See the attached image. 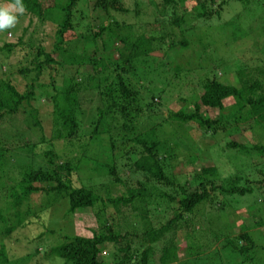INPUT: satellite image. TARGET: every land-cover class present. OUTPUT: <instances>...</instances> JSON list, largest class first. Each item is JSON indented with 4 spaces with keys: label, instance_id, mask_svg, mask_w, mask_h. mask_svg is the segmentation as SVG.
I'll list each match as a JSON object with an SVG mask.
<instances>
[{
    "label": "trees",
    "instance_id": "1",
    "mask_svg": "<svg viewBox=\"0 0 264 264\" xmlns=\"http://www.w3.org/2000/svg\"><path fill=\"white\" fill-rule=\"evenodd\" d=\"M2 1L13 2V0ZM78 1L22 0L26 7L25 15L34 17L35 20L42 21L45 15L53 12L61 14L62 18L54 31L51 50L45 52L41 48L37 49L36 56L42 57V60H34L31 69L25 68L19 71V75L33 74L31 80L36 81L44 71L43 68H49L51 64H62L67 70L72 68V71L60 80V89L54 90L53 95L49 96L52 121L56 127L54 138L67 143L66 148L74 147V143L80 144L77 135L78 94L81 91H95L101 104L100 107L95 108V113L89 119L90 131L87 139L97 141L102 135L107 136L110 151L113 150L115 144L121 150L132 146L124 156L127 159L128 154H136V159L130 163L129 174L130 177L141 175L143 180L137 181L135 187H132L130 179H125L114 164L91 160L92 168L97 171L95 175L104 178V183L99 184V189L105 195L104 202L111 206L112 211L99 225L96 232L90 231V237L79 235L71 238L62 237V244L50 246L51 248L40 259L47 260L48 256H55L62 259L65 264H113L114 261L116 264H148L152 253L156 251L159 256L154 264H255L251 256L254 244L246 233L239 235L236 242L233 238L223 240L219 247L220 250L209 251L207 247L203 249L201 243L192 245L187 242L184 253L182 252L181 255L177 253L178 244L174 237L179 231V226L181 227L182 224L186 226L191 221L193 217L191 214L196 208L200 205L211 204V202L213 204L214 194L226 197L243 196L252 190L251 186L247 182L239 185L241 179L236 176L220 179L216 169L211 166L199 169L196 186L192 192H188L187 187L180 186L171 176L165 174L163 158H160L158 154L161 143L154 136L155 125L151 124L147 132L141 130L142 109L139 106L141 92H147L146 85L150 83L141 73L143 68L148 71L149 62L146 60L154 59L153 49L157 43L162 42V39H156L153 35L148 36L142 32L135 33V36L134 34L122 35L121 32L125 25L123 23L118 25L109 19L110 12L121 15L127 13L128 9L123 5L122 0H92L91 12L100 13L110 22L107 26L96 25V18H93L96 31L91 36L85 34L66 40V35L74 34L73 13ZM251 1L230 0V3L233 2L238 6V11L242 12L247 5L252 3ZM178 2L182 5L184 0H157L154 7L157 14H164L168 8L169 18L166 21L170 27L181 32L179 41L169 39L171 43L169 46L186 48L183 35L188 37L189 30L193 27L180 29L182 24H186L191 19L189 18L191 15L195 21L197 19L208 20L213 16L218 18L223 7L227 6L228 0H219L216 3L214 0H198L190 8L189 13L186 12V8H182L183 11L179 14ZM257 15L245 28L228 22L225 25L229 28L225 33L226 46H229L227 42H236L255 30L264 29V7ZM95 40H98L99 47L94 43ZM88 42L90 47H87ZM19 43L18 38L16 45ZM12 48L14 45L4 44L0 51L10 52ZM55 55L61 62L53 59ZM218 76L222 75L218 73ZM234 78L236 83L219 82L213 77L210 80L205 79L200 84V93L188 101V107L167 112L162 121L176 127L190 125L204 134L208 132L213 134L225 127L224 131L235 129L239 125L264 129V65H261L259 69L249 71L241 68L234 69ZM168 80L166 79L165 83H168ZM32 84L33 82H30L23 93H18L8 80L0 76V125L6 117L14 116L22 104L28 105L32 99L34 100ZM151 100L152 97L149 99L150 104L145 108L153 105ZM225 102L229 104L227 107H223ZM203 110L206 112L216 110L217 117L205 118L201 115ZM156 125L159 126V124ZM1 143L3 142L0 141ZM17 147H21L18 149L24 153L19 152L16 155L24 161L20 163V167L16 168L20 177V182L16 185L17 189H14L15 186L9 195L12 219L6 220L5 214L0 213V226L5 228L0 231L4 236L9 235L16 227H25L24 221L27 219L28 212H21L20 209L23 206L26 207L30 196L35 193H42L45 199L51 196L65 197L67 209L64 217L73 216L76 211L93 209L98 203L103 206V201L95 195L92 189L72 185L71 176L76 172V165L69 162L70 159L61 160L52 151V143H46L40 139L34 144L19 143ZM225 148L245 155L257 156L260 163H264V146L242 145L229 141L225 144ZM0 150L5 151L6 148L0 146ZM1 156L2 154H0V166L2 167ZM252 167H257V164ZM256 173L262 175V171H256ZM255 184L257 183H254L255 188L264 187V181L261 184L258 183L259 187ZM117 185L123 188V192L112 197L113 188ZM155 186L171 189L170 194L158 193L157 196L166 198L168 202H174L177 210L164 223L152 227L147 217L146 205ZM125 211L135 213L141 218L143 225L140 232L133 230L131 223H125L126 228H130L131 231L120 232L119 227H125L122 223L118 226L116 220L117 218L124 220ZM41 212L38 210L34 216L38 218ZM98 214L99 210H96L95 215ZM254 217L256 220L253 221V226L255 228L263 226L260 218L257 215ZM202 233L203 231L194 232L193 235ZM211 237V239L218 240L216 235ZM136 242L141 246V251L138 253L133 247ZM106 246L113 248L109 262L104 261L102 257ZM260 251L264 252V246ZM135 258L138 260L136 261ZM7 262L5 249L0 246V264H7Z\"/></svg>",
    "mask_w": 264,
    "mask_h": 264
},
{
    "label": "rangeland",
    "instance_id": "2",
    "mask_svg": "<svg viewBox=\"0 0 264 264\" xmlns=\"http://www.w3.org/2000/svg\"><path fill=\"white\" fill-rule=\"evenodd\" d=\"M196 1L198 0H184L182 5L178 2V14L183 11L182 8H186V12L189 13ZM214 1L216 3L219 0ZM122 2L128 9L125 15L113 12L109 14V19L112 22L125 25V28H122V35L131 36L134 34L133 36H135V33L142 32L148 36L153 35L156 39H162V42L155 45L158 50L153 49L154 59L146 60L149 62L148 71L143 68L141 73L150 83L146 85L147 92H141L139 106L142 109L141 130L147 132L151 124L155 125L154 136L161 143L158 154L160 158H163L165 174L171 176L180 186L187 187L188 192H192L198 180L196 176L199 169L213 166L220 179L240 177L239 185L247 182L252 189L243 196L226 197L214 194L212 196L213 204L211 202V204L200 205L196 208L191 214L193 216L191 221L186 226L183 224L181 227L179 226V231L174 237L178 244L177 253L179 255L184 253V247L188 245L187 242L192 245L201 243L203 249L207 247L209 251L220 250L219 247L223 240L233 238L236 242L239 235L246 233L254 244L251 255L254 263L264 264V252L260 251L264 246V187L261 189L258 185L259 182L261 184L264 181V163H260L257 156L245 155L239 151L225 148V144L229 141L242 145L264 146V129L239 125L235 129L224 131L225 127L213 134L210 132L204 134L190 125L176 127L162 121L167 112L188 107V101L200 93V84L205 79L210 80L213 77L219 82L234 83V69L241 68L249 71L259 69L261 65H264V29L255 30L252 34L243 36L236 42H227L229 46H226L225 42V33L226 30H229L225 25L230 22V24L235 23L234 26L239 25L241 28H245L252 19L258 16L259 10L263 9L264 0H252V3L247 5L242 12L238 11V6L228 0L227 6L224 5L225 7L221 10L218 18L213 16L208 20L197 19L196 22L192 18L193 15L189 16L191 19L186 24H182L183 26L180 28L193 27L189 30L188 37L183 35L186 48L169 46L171 44L169 39L171 38L175 42L179 41L181 32L170 27L166 21L169 18L168 8L164 14H157L154 7L157 0H122ZM5 4L7 3L0 0V6ZM91 4L92 0H79L76 3L73 13L74 34L66 35V40L85 34L91 36L96 31L93 18H96V25L107 26L110 22L104 19L100 13H92ZM168 7L170 8V6ZM61 18V14L53 12L45 15L42 21H38L34 17L24 14L18 17L19 22L15 27L0 32V48L4 44L14 45L10 52L0 51V76L8 80L18 93H23L30 82H33L34 87V100L32 99L28 105L22 104L14 116L6 117L0 125V141L3 142L0 146L6 148L5 151L0 150V154H2L0 213L5 214L6 220L12 219L9 195L20 182L16 168L20 167V163L24 161L23 158L16 155L23 152L19 151L18 148L21 147H17V145L26 142L34 144L40 139L43 142L52 143V151L61 160L70 159L69 162L76 165V172L71 176L72 185L92 189L95 195H98L103 201V206L98 203L93 209L76 211L73 216L64 217L67 209L65 197L51 196L49 199H45L42 193L32 194L26 207L23 206L20 209L21 212H28L27 219L24 221L25 227H16L7 236H4L0 231V246L5 249L7 254V264H65L62 259L55 256H48L47 260H41V257L51 248L50 246L62 244V237L71 238L76 235L90 237L91 230L94 232L98 230L99 225L107 219L106 216L112 209L109 204L104 202L105 195L99 189V184L104 183V178L95 175L97 171L92 168L93 162L101 161L114 164L125 179H130L132 187H135L137 181L143 180L141 175L130 177L129 174L130 163L136 159V154H128L127 159L124 156L132 146L128 145V148L121 150L115 144L113 150L110 151L107 136L102 135L97 141L87 139L90 131L89 119L95 113V108L100 107L101 104L95 91H81L78 94L77 135L80 144L74 143V147L66 148L67 143L54 138L56 127L52 121V106L49 96L53 95L54 90L60 89V80L70 73L72 68L67 70L62 64H51L49 68H43L44 71L36 81L31 80L33 74L19 75V71L25 68L31 69L34 60H42V57L36 56L37 49L41 48L45 52L51 50L54 31L60 24ZM18 38L20 43L16 45ZM97 42L98 40H95L94 43L99 47ZM90 46L88 42L87 47ZM53 59L61 62L56 55ZM86 72L88 73L87 68ZM218 73L222 76H218ZM166 79H169L168 83H165ZM151 97L150 102L153 105L145 108L150 104ZM158 104H163V106ZM228 105L225 102L223 107ZM202 112L201 115L205 118L217 117L216 110L208 112L203 110ZM114 126L118 127V125ZM255 164L257 167H252ZM256 171H262V175L260 176ZM254 183H257L255 185L259 189L254 187ZM14 189L16 190L17 186ZM170 191L171 189L163 186H155L154 191H151L152 194L148 198L146 206L147 217L152 227L164 223L177 210V205L174 202H168L166 198L157 196L158 193L170 194ZM121 192H123V188L117 185L116 188H113L112 197ZM38 210L42 212L36 218L34 214ZM96 210H99L98 215H95ZM124 215H126L124 220L123 218L116 220L118 226L122 223L125 227L118 228L121 233L131 231L130 228H126L125 223H131L133 225L131 228H134L135 231L142 230L143 223L137 214L125 211ZM255 215L263 223L260 228L253 226V221L256 220ZM0 229L5 228L0 226ZM199 231H203V233L193 235L194 232ZM214 235H216L217 241L211 239V236ZM194 237L196 238L194 239ZM133 247H135L136 253L141 251L138 242L133 244ZM112 251V247H104L102 252L104 261L109 262ZM158 256V252L154 251L148 264H154ZM135 260L137 261L138 258ZM113 264H116V261Z\"/></svg>",
    "mask_w": 264,
    "mask_h": 264
},
{
    "label": "clouds",
    "instance_id": "3",
    "mask_svg": "<svg viewBox=\"0 0 264 264\" xmlns=\"http://www.w3.org/2000/svg\"><path fill=\"white\" fill-rule=\"evenodd\" d=\"M26 7L22 0H13L11 3L0 6V32L16 26L18 17L24 15Z\"/></svg>",
    "mask_w": 264,
    "mask_h": 264
}]
</instances>
